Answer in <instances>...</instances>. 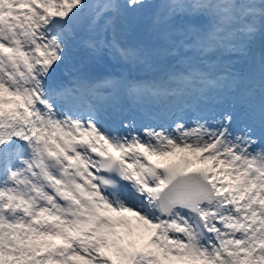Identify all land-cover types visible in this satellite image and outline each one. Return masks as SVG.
I'll return each instance as SVG.
<instances>
[{"label":"snow or ice","instance_id":"1","mask_svg":"<svg viewBox=\"0 0 264 264\" xmlns=\"http://www.w3.org/2000/svg\"><path fill=\"white\" fill-rule=\"evenodd\" d=\"M0 264H264V0H0Z\"/></svg>","mask_w":264,"mask_h":264},{"label":"rangeland","instance_id":"2","mask_svg":"<svg viewBox=\"0 0 264 264\" xmlns=\"http://www.w3.org/2000/svg\"><path fill=\"white\" fill-rule=\"evenodd\" d=\"M149 10L154 11V9H152V8L145 9L139 15V17L135 18L134 22H132V20H130V21L128 20L126 22V24L123 26L121 32L119 33V36L124 37L127 40L134 42L135 44H138V45L142 44L144 47H146L147 37L149 36L148 32H147V25H148L149 21L146 18L148 16ZM137 41H140V43ZM150 43H151V41H150ZM100 55L103 56V53ZM100 55H99V57H100ZM88 57H89L88 58V64L90 65V67H92L93 63L95 61H97L96 57L94 55H92V56L88 55ZM156 58L159 60V62L155 65L157 68V72H160L163 75L165 73V69L167 68V64L162 58H159V57H156ZM232 59H237V57H232ZM100 60L103 63L104 60H107V59L100 57ZM109 61H111V60H109ZM146 64L147 63H138L137 67L138 68H146L147 67ZM98 69H100V67L97 66L96 70H98ZM101 69H102V67H101Z\"/></svg>","mask_w":264,"mask_h":264},{"label":"bare ground","instance_id":"3","mask_svg":"<svg viewBox=\"0 0 264 264\" xmlns=\"http://www.w3.org/2000/svg\"><path fill=\"white\" fill-rule=\"evenodd\" d=\"M258 43H259V42H258ZM259 44H260V43H259ZM82 57H83V56H80L81 59H82ZM95 69H97V67H96Z\"/></svg>","mask_w":264,"mask_h":264}]
</instances>
